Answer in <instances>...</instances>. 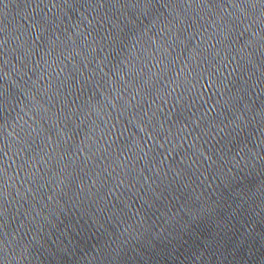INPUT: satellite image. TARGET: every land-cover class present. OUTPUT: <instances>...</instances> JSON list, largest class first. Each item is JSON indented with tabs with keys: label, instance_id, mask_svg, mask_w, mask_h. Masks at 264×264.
<instances>
[{
	"label": "water",
	"instance_id": "water-1",
	"mask_svg": "<svg viewBox=\"0 0 264 264\" xmlns=\"http://www.w3.org/2000/svg\"><path fill=\"white\" fill-rule=\"evenodd\" d=\"M0 264H264V0H0Z\"/></svg>",
	"mask_w": 264,
	"mask_h": 264
}]
</instances>
